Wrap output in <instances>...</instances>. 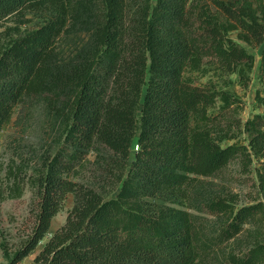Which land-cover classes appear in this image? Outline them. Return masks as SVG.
I'll return each mask as SVG.
<instances>
[{
	"label": "trees",
	"instance_id": "16d2710c",
	"mask_svg": "<svg viewBox=\"0 0 264 264\" xmlns=\"http://www.w3.org/2000/svg\"><path fill=\"white\" fill-rule=\"evenodd\" d=\"M27 13L43 23L0 47V132L25 97L47 94L55 108L62 100L69 106L58 152L32 180V234L12 255L4 251L8 264L38 247L69 194L75 206L33 264H200L264 220L262 202L238 208L218 199L207 207L221 230L208 236L174 206L198 177H213L238 157L247 168L264 159V114L244 124L248 145L222 147L227 137L217 138L209 111L218 101L229 108V94L186 77L212 60L248 87L256 59L239 41L264 47V0H0V22ZM84 24L92 27L89 48L64 58L59 42ZM259 81L264 86V48ZM96 144L127 168L108 201L72 179ZM258 171L264 187V162ZM11 191L18 198L19 183ZM228 261L264 264V243Z\"/></svg>",
	"mask_w": 264,
	"mask_h": 264
},
{
	"label": "rangeland",
	"instance_id": "374dc122",
	"mask_svg": "<svg viewBox=\"0 0 264 264\" xmlns=\"http://www.w3.org/2000/svg\"><path fill=\"white\" fill-rule=\"evenodd\" d=\"M156 0H153L155 3ZM25 20V21H24ZM25 22V23H23ZM43 19L27 13L24 19L16 16L0 22V47L6 46L19 34L36 29ZM91 25L72 28L59 42L60 52L66 59L82 54L90 46ZM237 40V34H232ZM256 59L248 87L239 84L237 76L218 67L215 61L206 60L199 72H188L187 78L195 85L212 84L217 90L229 94L232 104L224 109L218 101L209 113L212 128L217 138L226 136L222 147L248 145L251 137L244 130V124L256 114H264V86L259 81L261 53L264 47H248L240 42ZM50 95L25 97L15 108L13 117L0 132V264H8L4 251L11 255L23 247L32 234L35 224L36 189L33 178L46 158L53 157L60 147L65 134L68 108L67 101L56 106L50 105ZM137 148L133 147V153ZM264 159L254 158L252 165L243 166L242 158L234 159L226 168L213 177H198L188 198L174 204L175 207L193 214L205 234L216 236L221 230V222L212 214L208 205L218 199H225L242 207L262 202L264 187L260 184L258 170ZM126 171L119 157L108 147L96 144L85 163L77 169L72 179L81 186L95 190L108 201L117 197ZM19 183L21 195L11 198V188ZM17 187V186H16ZM76 204V198L69 194L62 210L53 219L49 233L38 247L20 264H33L52 235L65 225L69 212ZM257 241L264 243V220L251 222L242 232L215 248L200 264H230L229 256L245 257Z\"/></svg>",
	"mask_w": 264,
	"mask_h": 264
}]
</instances>
